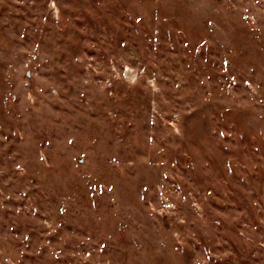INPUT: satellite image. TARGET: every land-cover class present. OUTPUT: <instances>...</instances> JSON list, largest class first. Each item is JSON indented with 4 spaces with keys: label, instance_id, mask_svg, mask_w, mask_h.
Segmentation results:
<instances>
[{
    "label": "rangeland",
    "instance_id": "obj_1",
    "mask_svg": "<svg viewBox=\"0 0 264 264\" xmlns=\"http://www.w3.org/2000/svg\"><path fill=\"white\" fill-rule=\"evenodd\" d=\"M0 264H264V0H0Z\"/></svg>",
    "mask_w": 264,
    "mask_h": 264
}]
</instances>
